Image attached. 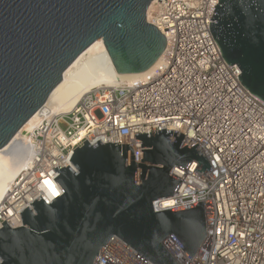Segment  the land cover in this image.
<instances>
[{"label": "water", "instance_id": "95a60500", "mask_svg": "<svg viewBox=\"0 0 264 264\" xmlns=\"http://www.w3.org/2000/svg\"><path fill=\"white\" fill-rule=\"evenodd\" d=\"M153 0H0V148L45 105L68 65L102 40L118 73H142L160 59L166 38L147 20ZM210 18L222 58L238 64L242 85L264 101V0H218ZM172 129L135 134L142 162L129 143L86 140L55 167L64 193L41 194L21 211L22 225L0 227V264H93L119 236L154 264H177L162 245L171 235L192 257L207 234L203 201L155 212L174 195V167L196 161L212 168L198 144L183 145Z\"/></svg>", "mask_w": 264, "mask_h": 264}, {"label": "built area", "instance_id": "2783aa9c", "mask_svg": "<svg viewBox=\"0 0 264 264\" xmlns=\"http://www.w3.org/2000/svg\"><path fill=\"white\" fill-rule=\"evenodd\" d=\"M218 0H158L147 20L162 31V63L142 80L124 86H99L84 94L69 112L41 107V121L26 142V163L0 203V227L22 225L21 211L43 194L54 201L49 181L86 140L129 143L142 162L135 134L172 129L183 145L198 144L211 170L176 166L181 180L175 194L153 202L155 212L203 201L206 237L190 257L171 235L162 245L177 264H264V101L241 83L238 64L222 58L210 18ZM61 121L68 127L63 130ZM93 264H154L119 236L101 247Z\"/></svg>", "mask_w": 264, "mask_h": 264}, {"label": "bare ground", "instance_id": "6f19581e", "mask_svg": "<svg viewBox=\"0 0 264 264\" xmlns=\"http://www.w3.org/2000/svg\"><path fill=\"white\" fill-rule=\"evenodd\" d=\"M157 1L148 6V18L156 9ZM160 59L148 70L142 73L117 72L107 48L102 40L89 45L65 70L63 79L56 85L45 102V106L53 113L69 112L80 98L92 88L99 86H124L142 80L153 73L162 63ZM41 121L40 113L36 111L26 124L14 135L9 144L0 148V203L26 163L28 148L26 142L33 129Z\"/></svg>", "mask_w": 264, "mask_h": 264}, {"label": "snow or ice", "instance_id": "6c2138e0", "mask_svg": "<svg viewBox=\"0 0 264 264\" xmlns=\"http://www.w3.org/2000/svg\"><path fill=\"white\" fill-rule=\"evenodd\" d=\"M45 183L46 184H48L49 185V187H50V190L53 192V195H56V196H58L59 195V192L55 189V187L54 186H52L51 184H50V182L49 181H45Z\"/></svg>", "mask_w": 264, "mask_h": 264}, {"label": "rangeland", "instance_id": "374dc122", "mask_svg": "<svg viewBox=\"0 0 264 264\" xmlns=\"http://www.w3.org/2000/svg\"><path fill=\"white\" fill-rule=\"evenodd\" d=\"M60 126L63 130H66L68 127V124L66 122L61 121Z\"/></svg>", "mask_w": 264, "mask_h": 264}]
</instances>
